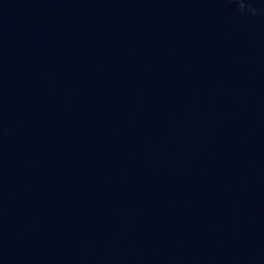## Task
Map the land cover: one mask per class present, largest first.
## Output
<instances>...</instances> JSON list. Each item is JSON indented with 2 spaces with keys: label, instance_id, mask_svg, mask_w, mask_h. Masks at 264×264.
I'll use <instances>...</instances> for the list:
<instances>
[{
  "label": "water",
  "instance_id": "water-1",
  "mask_svg": "<svg viewBox=\"0 0 264 264\" xmlns=\"http://www.w3.org/2000/svg\"><path fill=\"white\" fill-rule=\"evenodd\" d=\"M0 264H264V0H0Z\"/></svg>",
  "mask_w": 264,
  "mask_h": 264
},
{
  "label": "clouds",
  "instance_id": "clouds-1",
  "mask_svg": "<svg viewBox=\"0 0 264 264\" xmlns=\"http://www.w3.org/2000/svg\"><path fill=\"white\" fill-rule=\"evenodd\" d=\"M241 7H243V4H241Z\"/></svg>",
  "mask_w": 264,
  "mask_h": 264
}]
</instances>
